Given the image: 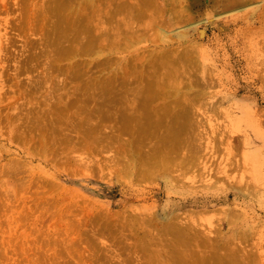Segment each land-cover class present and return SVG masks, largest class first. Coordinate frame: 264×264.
I'll return each mask as SVG.
<instances>
[{
	"label": "rangeland",
	"instance_id": "374dc122",
	"mask_svg": "<svg viewBox=\"0 0 264 264\" xmlns=\"http://www.w3.org/2000/svg\"><path fill=\"white\" fill-rule=\"evenodd\" d=\"M17 1L4 0L3 4L0 0V34L4 36H0V65L4 66H0V151L3 152H0V264H170L172 259L168 254L167 257L163 255L166 252L162 247L163 254L160 249L154 250L159 257L155 259L156 255L151 254L153 258L148 255L153 249L147 250L140 244L139 238L142 237V241L149 236L159 239L158 234H147L144 238V235L134 234V231L131 234L128 229L116 233L115 228L102 231V234H97L100 231L92 234L85 231L89 229V223L85 220L89 219L93 226L100 227L96 229L98 231L104 226V209L115 213L116 223L125 205L128 212L132 208L138 213L143 207L149 208L155 204L161 207L178 199H187L192 204L185 209L196 211L188 217L181 214L182 221L195 224L203 235L207 234L211 239L218 241L232 234L234 228L247 225L246 229L252 233L245 234L247 239L242 240L240 247L250 252L249 264H264V0H239L237 3H233V0H144L147 3L143 8L144 16L140 21L134 20L132 26L142 23L150 31L140 37L135 36L130 46L119 47L118 53L113 55V59H144L157 54L165 46L178 48L174 37L166 45L162 43L157 29H163L164 24H168L166 29L170 31L180 27L186 29L182 47L190 48L193 61L190 74L192 77L195 75L197 84L194 88L202 95L193 100L195 104L188 110L189 127L185 137L196 148L191 161L182 169L183 182L188 191L179 195L164 193L163 184L153 179L114 180L108 172L76 166L63 165L66 169L61 165L50 166L43 161L45 151L41 148L37 150L35 147L38 144L33 142L40 128H31L32 140H9L8 131L14 126L27 129L25 124L37 126L42 123L41 119L38 121L40 123L36 121L37 124L26 118H33L27 111H32L33 105L34 111L38 109V112L43 107L39 105L38 108L34 101L26 105V100L21 97L23 94L19 96L15 90L20 89V93L22 90L31 91L40 97L44 91L41 89L49 85L53 87L63 77L55 66L52 72L42 64L48 58L51 61L55 58L54 53L51 54L54 44H48L45 49L41 39L44 29L51 27V23L43 24L45 10L40 9L42 0H36L33 7L32 13L35 15L30 24L37 23V28L32 23L30 27L34 29L31 28V35L28 36L35 42L30 50L36 54V69L25 73L16 70L18 62L28 52L21 51L23 38L15 35L21 22L20 19L19 23L16 22V19L22 12L16 6ZM161 4L165 10L160 8ZM50 11L47 10L48 15ZM4 18H8L10 23L7 27L5 25L7 36L4 35ZM51 18L52 15L47 21ZM38 21L43 24L41 27H45L42 28L43 32L38 28ZM40 53L43 56L46 53V56L42 57ZM72 58L73 61L79 59L70 55L65 61L61 59V63L69 65L73 62ZM81 59L87 61L89 56L83 55ZM2 60L5 62L2 63ZM45 75H49V78L52 75L56 80L51 78V83L43 88H37L38 85L33 87L35 78ZM14 78L17 83L19 79L23 80L18 85ZM207 82L208 85L205 84ZM27 83L29 89L24 87ZM9 85L14 88H9ZM17 95L19 97L15 98ZM48 95L51 97L54 93ZM115 106L102 109L111 110ZM11 113L16 115V119L10 117ZM8 116L11 121L7 119ZM110 122L106 120L103 124L110 125ZM105 129L109 130V126ZM46 153L48 157L50 152L46 150ZM110 153L111 150L102 154L96 152L95 158L103 159L106 155H112ZM183 153L186 155L187 151ZM9 161L15 164L14 168ZM229 161H233L231 167L228 166ZM234 163H237L236 166ZM208 166L214 171H204L200 176L198 172ZM223 166L227 167V173L217 174V168ZM19 167L21 172L17 170ZM251 188H255V195L250 194ZM211 194L216 195L217 199H212L205 209L201 205L202 199L210 198ZM193 196L198 197L196 201L199 206L193 205ZM100 206L102 209L93 213V208ZM82 208L83 214L80 211ZM233 208L242 216L238 222L227 224L222 210ZM166 238L170 239V236ZM228 253V250L220 248V254Z\"/></svg>",
	"mask_w": 264,
	"mask_h": 264
},
{
	"label": "bare ground",
	"instance_id": "6f19581e",
	"mask_svg": "<svg viewBox=\"0 0 264 264\" xmlns=\"http://www.w3.org/2000/svg\"><path fill=\"white\" fill-rule=\"evenodd\" d=\"M3 1L1 0L5 4ZM238 1L233 0L232 2L237 3ZM41 2L40 9L41 11L45 10L43 24L51 23V27L45 30V27H41L43 24L39 23L41 21H38V28H41L39 29L41 32H43L42 28L44 29L41 39H43L45 49L48 48V44H54L52 45L53 52L49 51L52 52L51 54L54 53L53 57H55L52 61L48 58V62L43 61L42 64L43 66L45 64L48 70H52L55 66L58 73L62 74L61 79L63 78V80L58 79L60 82L57 80L58 82L56 81L53 87H49V85L50 92L48 87L45 88L46 90L41 89L46 93L39 90L42 93L40 97H38L39 94L38 96L34 95L31 91L24 92L21 89L20 93V89L15 90L20 94L19 96L23 94L21 97L26 100V105L34 101L37 107L39 105L41 108L43 107L40 112L38 109L34 111L33 106L35 105L32 106V111L27 109L33 118H26V120L38 122L41 119L44 124L41 123L37 126L25 124L27 129H21V126L16 127L14 124V129L10 130L9 128L8 132L10 133L7 132L9 140L12 142L15 139L32 140L34 137L31 128H40L33 142H37L38 145L35 147L37 150L41 148L43 152L45 151L46 157L42 158L50 166L61 165L64 169L67 166H76L103 173L108 172L107 174L114 180L146 181L153 179V181L163 184L162 189L166 194L187 193L188 189L183 182L182 174L184 172L182 169L191 161L194 156V148H196L185 137L187 127H189L187 123L188 110L190 106H193L192 104H195L193 100L200 97L202 92L196 91L194 88L197 84L196 77L195 75L192 77L190 74L193 62L190 48L182 47L185 42L186 29L180 27L175 31H170L166 29L168 24H164L163 29H157V36L162 43L166 45L171 41L169 39L174 37L178 42V48L165 46L157 54H152L144 59H113V55L118 53L119 47L130 46L135 36L140 37L150 31V28L147 29L142 23L132 26L134 20L140 21L144 16L143 8L147 5L144 0H45L44 3L42 0ZM35 3L36 0H18L16 2L17 8L22 12L18 18L16 17L18 20L16 22L19 23V19L21 22L20 25H17L18 33L15 35L23 38L21 51H28L25 52L26 57L22 56L24 57L22 61H17L16 70L18 73L36 69L34 59L36 54L30 50V46L35 42L28 39V36L31 35V28H37V23L35 25L33 22L35 26L30 27L32 24L30 22L35 15L34 12L32 13L33 7L36 6ZM160 8L165 10L162 4ZM48 9H51L49 15L47 14ZM37 11L35 10V13ZM51 15L52 20L47 21ZM148 18L151 19V16ZM7 24H10L9 20L4 18V33L7 31ZM14 29L16 28L14 27ZM6 33L4 35L7 36ZM6 39L8 40V38ZM45 54L43 56L40 53L42 57H45ZM70 55H73L74 58L79 57V59L85 55L89 56V59L73 61L72 58V63L63 65L61 59L64 58L65 61V58ZM138 60L139 62H137ZM3 62L5 60H2ZM46 73L48 72L46 71ZM48 76L35 78V80L31 78L32 76L29 78L35 82V85L32 84L33 87L38 85L37 88H43L51 83V78L56 80L52 75L50 78ZM29 78L28 80H30ZM19 80L20 82L17 83L15 79L18 85L23 79ZM17 84L16 88H18ZM28 85L27 83L24 87H28ZM0 88L2 89V86ZM9 88L13 89L14 87L9 85ZM48 93H54V95L49 97ZM19 96L17 95L15 98ZM20 101H22L21 98ZM89 104H92V107H89ZM109 105H116V108L102 109ZM10 117L16 119L15 114L11 113ZM106 120H110L111 124H103ZM106 126H109V130L105 129ZM20 143L25 144L24 142ZM35 148L34 150H36ZM46 150L50 152L48 157ZM107 150H111L110 154L112 155L109 157L106 155L103 159L95 158L96 152L102 154ZM3 151L5 152V149ZM184 151H187L186 155L183 153ZM11 162L13 167L10 164L5 165H9L8 168H14L15 164ZM232 164L233 161L228 162L229 167ZM236 164L234 163L235 166ZM20 168L17 170L21 172ZM22 168L24 169V167ZM204 171L212 172L214 170L208 166L198 174L201 176ZM177 172L179 173L177 174ZM216 173L226 174L227 167H218ZM250 194H256L255 188H251ZM210 196V198L202 199V207H207L206 205L210 204L212 199H217L214 194ZM197 199L198 197L193 196L192 200L195 206H199ZM188 204L192 203L187 199H178L176 202L162 204L161 207L155 206L156 204L149 208L143 207L138 213L132 208L131 212H128L125 205V208L120 211L116 223L113 215L115 213L104 209L105 221L102 230L97 231L96 229L100 227L93 226V222L91 225L87 218L89 221L84 220L89 223V229L85 231L92 234L100 231L97 234H102V231L113 228L116 229H114L115 232L119 231V233L128 229L131 234L134 231V234H142L144 238L147 234H158L159 239L149 236L145 238V241H142L140 236V244L147 250L148 248H151V251L153 249V252L148 255H156L154 250H159L162 247V250L166 252L163 254L164 252L160 249L162 254L165 257L169 255L172 259L170 264H249L250 252L245 247H240L242 240L247 239L245 234L250 233L246 229L247 225L234 228L232 234L220 239L222 242L211 239L207 234L203 235L195 224L182 221L181 214L184 213L188 217L196 212L192 209H185L189 206ZM101 209V206L95 207L93 213ZM80 211L83 214L84 209L82 208ZM222 214L227 224L238 222L242 216L241 212L234 208L223 209ZM248 228H250L249 225ZM217 234L221 233L217 232ZM167 236H170V239H167ZM220 248L228 250L229 253L220 254ZM158 255L160 256L161 253ZM150 257L153 258L152 255ZM160 257L163 260V256ZM156 258L159 257L156 255ZM170 259L165 258L168 261ZM165 264H169V262Z\"/></svg>",
	"mask_w": 264,
	"mask_h": 264
}]
</instances>
